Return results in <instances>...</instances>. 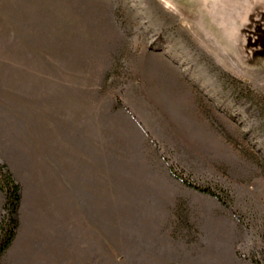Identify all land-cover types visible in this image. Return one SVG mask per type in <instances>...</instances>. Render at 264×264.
<instances>
[{
    "label": "rangeland",
    "instance_id": "1",
    "mask_svg": "<svg viewBox=\"0 0 264 264\" xmlns=\"http://www.w3.org/2000/svg\"><path fill=\"white\" fill-rule=\"evenodd\" d=\"M0 161V264H264V0H0Z\"/></svg>",
    "mask_w": 264,
    "mask_h": 264
},
{
    "label": "trees",
    "instance_id": "2",
    "mask_svg": "<svg viewBox=\"0 0 264 264\" xmlns=\"http://www.w3.org/2000/svg\"><path fill=\"white\" fill-rule=\"evenodd\" d=\"M173 175L189 186L209 193L221 200L226 207L233 209L232 203L221 194L208 187L196 184L193 180L183 176L174 167L171 168ZM0 190L4 194L3 214L0 221V256L12 244L19 226L18 215L22 200V189L7 163L0 161Z\"/></svg>",
    "mask_w": 264,
    "mask_h": 264
},
{
    "label": "crops",
    "instance_id": "3",
    "mask_svg": "<svg viewBox=\"0 0 264 264\" xmlns=\"http://www.w3.org/2000/svg\"><path fill=\"white\" fill-rule=\"evenodd\" d=\"M106 167L103 171H101V189L102 191H106L107 192V184H108V168H107V164H105ZM20 183V182H19ZM110 184V183H109ZM21 185V183H20ZM21 189H22V186H21ZM22 202H23V191H22V200H21V206H20V209H19V213L22 209ZM4 203V196L0 190V210H1V207H2V204ZM32 213V212H31ZM20 215V214H19Z\"/></svg>",
    "mask_w": 264,
    "mask_h": 264
}]
</instances>
